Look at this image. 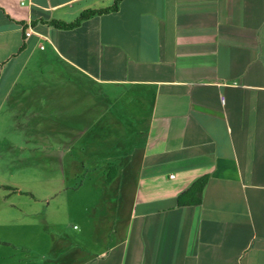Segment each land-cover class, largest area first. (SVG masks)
<instances>
[{"label": "crops", "instance_id": "0c3cea01", "mask_svg": "<svg viewBox=\"0 0 264 264\" xmlns=\"http://www.w3.org/2000/svg\"><path fill=\"white\" fill-rule=\"evenodd\" d=\"M113 2L0 0V145L73 163L36 203L0 175V264H264V0L51 23Z\"/></svg>", "mask_w": 264, "mask_h": 264}, {"label": "rangeland", "instance_id": "374dc122", "mask_svg": "<svg viewBox=\"0 0 264 264\" xmlns=\"http://www.w3.org/2000/svg\"><path fill=\"white\" fill-rule=\"evenodd\" d=\"M0 135H4L5 137L11 136L10 129L6 130V128H1V123H0ZM97 149H98L97 147H94L92 148V150H90V152H96ZM23 150L26 151V149H16V148L13 149L8 146L3 147L2 145H0V175L1 177H3L5 183H9L10 181V182H13L21 186L22 191L21 193L18 192L19 193L18 195L22 197H27L25 199H27V201H29L30 203H36L38 199H35V196H34L35 193L41 194L42 190H47L49 188L52 190L53 186L56 187L57 189L60 188L61 183H59V181L53 180L51 181V183H49L46 180L48 175L51 174L57 177L60 174L61 168L62 169L66 168L67 172H69L70 174V172L72 171L73 163L69 162L68 160L69 156L65 157L66 160L63 163L64 166H62L60 162L54 159L56 165L54 164L53 161H51L49 164L48 170L45 172L41 169H38V167L33 163V162H42V160L39 158L28 157L27 155H24L22 153L24 152ZM76 155L80 156L78 153ZM102 155L103 154H100V155L98 154L97 156H102ZM81 156L83 157L82 161H85L86 164L88 163L89 165L93 163L92 161H90L93 156H90V155L87 156L85 155V153H81ZM73 160L75 159L73 158ZM88 165H85L86 168H90L88 167ZM108 166L110 165H107V167ZM82 169L83 168L79 167L75 172L73 168L74 173H76V174H73V177L78 176L80 178L82 175L83 176L87 175L84 173V170L82 171ZM106 171L108 172L107 169ZM91 172L92 170L91 171L89 170V173L91 175H95V171H93V173ZM73 182H75V180H73ZM5 185H8V184H5ZM6 189L16 190L12 186ZM63 197H64V193L63 191L62 192L60 191L55 200L56 203L60 206H64L63 202L60 203ZM39 202H42V201H39ZM73 222L75 225L78 226V223H76L77 221H73ZM24 236L25 237L27 236L26 232L25 234H23V236H17V239L20 240L22 237L24 238ZM33 246H34L33 243L26 244L27 249L29 247L32 249Z\"/></svg>", "mask_w": 264, "mask_h": 264}, {"label": "trees", "instance_id": "16d2710c", "mask_svg": "<svg viewBox=\"0 0 264 264\" xmlns=\"http://www.w3.org/2000/svg\"><path fill=\"white\" fill-rule=\"evenodd\" d=\"M119 2H120V0H114L113 4L111 6L105 7L103 9H100L97 11H92V10L84 11L79 15V17H77L74 21L69 22V23H64V22H59V21H52L51 23H52V25H54L56 27H60V28H72V27L77 26L81 20L88 18L90 15H92L96 12L103 13V12L117 10ZM205 182H206L205 178L198 179L197 181H195L191 185L190 189L187 190L184 194H186L187 192L191 193V191H193V189H194L196 191V194H197L195 203H199L200 202L199 194H200L202 187L204 186ZM4 188H9V187L4 185Z\"/></svg>", "mask_w": 264, "mask_h": 264}, {"label": "built area", "instance_id": "2783aa9c", "mask_svg": "<svg viewBox=\"0 0 264 264\" xmlns=\"http://www.w3.org/2000/svg\"><path fill=\"white\" fill-rule=\"evenodd\" d=\"M26 35L28 34V31H26V33H25Z\"/></svg>", "mask_w": 264, "mask_h": 264}]
</instances>
